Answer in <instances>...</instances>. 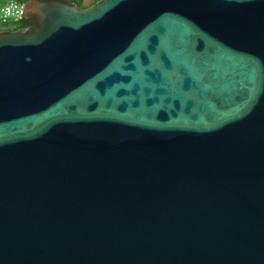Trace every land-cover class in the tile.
Returning <instances> with one entry per match:
<instances>
[{
  "label": "water",
  "instance_id": "obj_1",
  "mask_svg": "<svg viewBox=\"0 0 264 264\" xmlns=\"http://www.w3.org/2000/svg\"><path fill=\"white\" fill-rule=\"evenodd\" d=\"M0 32V264H264V0H30Z\"/></svg>",
  "mask_w": 264,
  "mask_h": 264
},
{
  "label": "built area",
  "instance_id": "obj_2",
  "mask_svg": "<svg viewBox=\"0 0 264 264\" xmlns=\"http://www.w3.org/2000/svg\"><path fill=\"white\" fill-rule=\"evenodd\" d=\"M26 4L23 0H8L0 7V24L10 30L15 29L17 23L24 19L22 9Z\"/></svg>",
  "mask_w": 264,
  "mask_h": 264
},
{
  "label": "trees",
  "instance_id": "obj_3",
  "mask_svg": "<svg viewBox=\"0 0 264 264\" xmlns=\"http://www.w3.org/2000/svg\"><path fill=\"white\" fill-rule=\"evenodd\" d=\"M23 1H25V2L27 3V2L30 1V0H23ZM41 1H46V0H41ZM62 1L67 2V3H69V4L76 5V6L79 7V8H83V6H82V0H62ZM98 1H99V0H94V1H93V5H94L96 2H98ZM29 26H31V22H29L28 20L22 19V20H20V21L17 23L15 29H12V30H10V29H6V30H2V29H0V32H2V31H7V32L22 31V30L26 29V28L29 27Z\"/></svg>",
  "mask_w": 264,
  "mask_h": 264
},
{
  "label": "rangeland",
  "instance_id": "obj_4",
  "mask_svg": "<svg viewBox=\"0 0 264 264\" xmlns=\"http://www.w3.org/2000/svg\"><path fill=\"white\" fill-rule=\"evenodd\" d=\"M8 0H0V7L6 3ZM93 1L94 0H82V6H83V9H86V8H89L93 5ZM0 29L2 30H6L8 28H5L3 27L1 24H0Z\"/></svg>",
  "mask_w": 264,
  "mask_h": 264
}]
</instances>
